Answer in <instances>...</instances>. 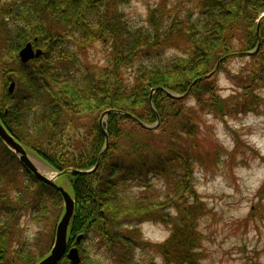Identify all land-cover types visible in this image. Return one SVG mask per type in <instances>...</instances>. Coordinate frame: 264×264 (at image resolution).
Returning <instances> with one entry per match:
<instances>
[{"label": "trees", "instance_id": "16d2710c", "mask_svg": "<svg viewBox=\"0 0 264 264\" xmlns=\"http://www.w3.org/2000/svg\"><path fill=\"white\" fill-rule=\"evenodd\" d=\"M29 1L33 12L9 5L0 16V121L24 149L67 176L75 206L68 244L82 234L77 247L90 240L110 256L117 252L118 264H128L134 248L144 245L136 225L160 222L172 232L152 245L164 263L200 264L193 233L200 200L189 213L176 199L197 198L189 181L199 145L198 117L247 113L257 106L248 94L243 101L235 93L214 100V74L231 56L245 55L250 63L245 75L226 72L234 91L251 93L264 84V18L256 21L264 0H197L196 17L193 12L167 17L155 11L159 5L139 27L122 22L105 0ZM102 2L103 11L97 8ZM98 37L106 53L99 67L88 62L89 46L82 40ZM26 42L43 53L21 62L17 53ZM193 81L182 98L162 90L184 94ZM104 110L112 111L103 121L108 145L97 161L105 145L99 122ZM135 119L153 127L143 128ZM96 162L93 171L82 172ZM33 176L0 139V264H36L52 245L63 198L55 186ZM157 177L165 179L163 197L150 191ZM171 208L178 217H171ZM259 211L252 210L251 218ZM25 216L39 221L45 216L46 227L52 220V228L45 227L50 239L39 231L32 241H21ZM123 223L134 227L125 230ZM58 264L69 262L63 257Z\"/></svg>", "mask_w": 264, "mask_h": 264}, {"label": "rangeland", "instance_id": "374dc122", "mask_svg": "<svg viewBox=\"0 0 264 264\" xmlns=\"http://www.w3.org/2000/svg\"><path fill=\"white\" fill-rule=\"evenodd\" d=\"M105 2L109 11L119 14L122 22L130 23L133 27L146 25L150 11L159 5H162V8L155 11L162 10L169 14L168 16L164 14V18L180 14L184 16L187 15L186 12H193V16L196 17L198 10L197 0H110V2L105 0ZM104 7L103 2L97 6L102 11ZM29 9L33 12L31 8ZM91 28L94 29V25ZM99 37L82 39L85 41L84 45L87 43V47L89 46L86 49L88 62L98 67L106 56L105 42L100 41ZM171 52H167L166 57ZM81 57L85 58L83 55ZM249 64L245 55L243 59L233 55L225 62L224 70L214 74L216 81L214 100L215 97H219L222 101L235 93L239 95L235 98L237 101H243L249 95V101L253 103L257 101V106L247 113L239 111L236 114L221 116L218 112L216 114L206 112L198 117L199 145L195 151L196 159L189 181L197 198L186 194L176 199L177 205L189 213L196 210L195 203L200 200V214L193 228L197 246L194 251L198 252L200 264H264V84L251 93L242 94V91L236 88L234 91L232 81L226 73L232 76L238 71L245 75ZM1 91L0 89V95L3 93ZM189 102L193 103V99ZM228 102L231 103L230 100ZM26 152L41 173L50 178L55 177L61 186L71 192L67 176H58L57 171L48 166L36 153L29 149ZM164 180L163 177L153 178V189L150 191L163 197L166 192ZM181 186L183 184L179 181V187ZM258 209H261L259 216L251 218L252 210L258 212ZM169 211L171 217L179 216L174 208ZM45 216L43 221L31 220L30 216L22 219L21 241H32L39 231L44 233V240L50 239L52 220L48 224L49 228L46 227ZM45 227L49 229L47 233ZM133 227L134 225L127 223L122 225L125 230ZM136 229L139 240L144 245L134 248L126 262L165 264L162 254L156 252L152 245H160L169 239L172 233L170 226L160 222H143L136 225ZM54 234L55 231L52 243ZM78 252L79 264H118L117 252L110 256L103 249L93 246L90 240L78 247Z\"/></svg>", "mask_w": 264, "mask_h": 264}, {"label": "water", "instance_id": "95a60500", "mask_svg": "<svg viewBox=\"0 0 264 264\" xmlns=\"http://www.w3.org/2000/svg\"><path fill=\"white\" fill-rule=\"evenodd\" d=\"M264 18V13L258 18V23L261 22ZM258 45L256 46L255 49H257ZM43 52L41 51L40 48H37L36 50H33L32 43L27 42L17 53L19 55L20 61L21 62H27L29 59L36 58L38 55L42 54ZM247 54L253 53L251 52H246ZM216 67V66H215ZM214 69L206 74L204 77L211 76L213 73ZM204 77L197 78L194 81H197L199 79H203ZM193 83L190 85L188 90L184 92V94H177V93H171L169 90L163 88L162 90L165 91L167 95L170 97H177V98H182L185 94L188 93V91L192 88ZM15 88V81L13 78L10 77L9 79V84L7 86V90L9 93H12ZM154 89H152L153 92ZM111 110H104L102 114L100 115L99 122H100V129L102 132L105 134V145L102 151L100 152L97 161L100 159L101 155L103 154L104 150L106 149L108 142H107V133L103 129V121L105 116L108 113H111ZM137 120V119H135ZM141 126L144 128H151L153 125H149L146 123L141 122L140 120H137ZM4 125L0 121V139L3 141V143L10 149L12 150L16 156L18 157L19 161L29 170L32 172L36 179L45 182L51 186H55V188L60 192L62 198H63V206L64 210L62 214L60 215L59 220L56 223V229H55V234H54V241L51 245V249L49 250L48 254L44 256L42 259H40L36 264H58V262L62 259L63 256L68 259L69 264H79L80 262V257H79V252H78V243L80 242V239L82 238V234H77L75 236L76 238L74 239L73 245L69 246L68 245V225L69 222L72 218V214L74 211V199L70 195V193L63 187L61 184L58 183L56 178H50L46 176L44 173H41L38 169V167L35 165V163L32 161L30 156L27 154L26 150L24 147L14 138L12 135L9 133V131L3 127ZM98 163L94 165L93 168L84 170V172H89L93 171L97 167Z\"/></svg>", "mask_w": 264, "mask_h": 264}, {"label": "flooded vegetation", "instance_id": "af4514ba", "mask_svg": "<svg viewBox=\"0 0 264 264\" xmlns=\"http://www.w3.org/2000/svg\"><path fill=\"white\" fill-rule=\"evenodd\" d=\"M12 5V7L15 5L17 9L25 10L28 11L30 8L28 5V1L26 0H0V16H3L5 12H8V9L10 10L11 8L8 6ZM27 43V42H26ZM25 43V44H26ZM33 50H36L38 47L32 43Z\"/></svg>", "mask_w": 264, "mask_h": 264}]
</instances>
